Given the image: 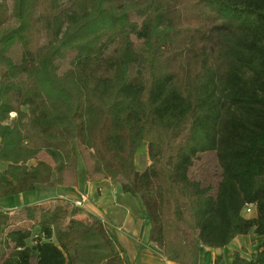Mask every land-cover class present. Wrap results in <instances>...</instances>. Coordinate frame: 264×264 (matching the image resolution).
<instances>
[{
	"label": "trees",
	"instance_id": "16d2710c",
	"mask_svg": "<svg viewBox=\"0 0 264 264\" xmlns=\"http://www.w3.org/2000/svg\"><path fill=\"white\" fill-rule=\"evenodd\" d=\"M0 146V199L75 187L81 159L137 199L159 257L198 264L253 235L231 264H264V0H0ZM204 154L215 185L191 176ZM24 209L9 229L0 208V264H130L72 202Z\"/></svg>",
	"mask_w": 264,
	"mask_h": 264
},
{
	"label": "crops",
	"instance_id": "0c3cea01",
	"mask_svg": "<svg viewBox=\"0 0 264 264\" xmlns=\"http://www.w3.org/2000/svg\"><path fill=\"white\" fill-rule=\"evenodd\" d=\"M40 160L39 156L31 159L27 166L34 167ZM5 166L6 164L0 161V183L2 184L11 181L2 174ZM76 182L75 187H62L49 182L37 185L32 192L1 198L0 208L9 211L11 216L9 229L20 226L26 221L21 220L19 213L21 208L32 207L36 210L48 208L57 199L73 202L85 195L87 201L81 209L102 221L106 231L124 249L130 264H176L159 257L156 248L149 244V224L145 221L144 213L136 198L120 192L118 185L109 180L88 183L81 159H78L77 163ZM256 241L257 238L253 235L237 236L220 250L221 264H231V257L235 251L247 258V253H250ZM217 255L214 249L201 247L198 264H217Z\"/></svg>",
	"mask_w": 264,
	"mask_h": 264
},
{
	"label": "rangeland",
	"instance_id": "374dc122",
	"mask_svg": "<svg viewBox=\"0 0 264 264\" xmlns=\"http://www.w3.org/2000/svg\"><path fill=\"white\" fill-rule=\"evenodd\" d=\"M134 41L137 43V41L135 39H134ZM145 150H146V147L143 144L139 148V150L135 156V165L139 171H142V169L146 165V163L149 162L147 159V156L145 154V152H146ZM39 158L41 160H48L47 157H45L43 155H40ZM191 176L193 178L199 179L202 182H207L209 179L211 184L215 185L216 181L218 180V171L214 166L213 157L210 154L200 155L194 161V165L191 168ZM19 213L21 215L22 221L27 220L26 211L24 208H21ZM36 214H38V213H36ZM36 214H35V216L37 217ZM29 225L30 224L28 223V221H25V222L21 223L20 226H22V227L27 226L28 227ZM28 243L30 244L31 242L29 241ZM255 250H256V242H254L253 248H251L250 253H247L248 255H246V257L249 258L250 256H252L253 252Z\"/></svg>",
	"mask_w": 264,
	"mask_h": 264
},
{
	"label": "built area",
	"instance_id": "2783aa9c",
	"mask_svg": "<svg viewBox=\"0 0 264 264\" xmlns=\"http://www.w3.org/2000/svg\"><path fill=\"white\" fill-rule=\"evenodd\" d=\"M87 198L85 195H82L80 199L73 201L72 204L74 207L83 208ZM242 215L245 219H252L256 216V206L252 203L245 204L242 209Z\"/></svg>",
	"mask_w": 264,
	"mask_h": 264
},
{
	"label": "water",
	"instance_id": "95a60500",
	"mask_svg": "<svg viewBox=\"0 0 264 264\" xmlns=\"http://www.w3.org/2000/svg\"><path fill=\"white\" fill-rule=\"evenodd\" d=\"M215 252H216L217 254H219V253H220V250L217 249V250H215Z\"/></svg>",
	"mask_w": 264,
	"mask_h": 264
}]
</instances>
